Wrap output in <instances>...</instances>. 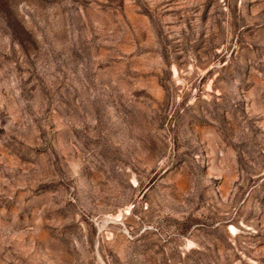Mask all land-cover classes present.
Masks as SVG:
<instances>
[{
	"label": "rangeland",
	"instance_id": "obj_1",
	"mask_svg": "<svg viewBox=\"0 0 264 264\" xmlns=\"http://www.w3.org/2000/svg\"><path fill=\"white\" fill-rule=\"evenodd\" d=\"M0 264H264V0H0Z\"/></svg>",
	"mask_w": 264,
	"mask_h": 264
}]
</instances>
